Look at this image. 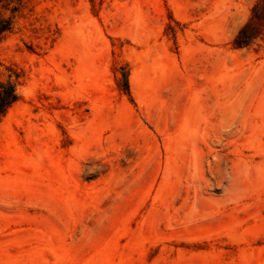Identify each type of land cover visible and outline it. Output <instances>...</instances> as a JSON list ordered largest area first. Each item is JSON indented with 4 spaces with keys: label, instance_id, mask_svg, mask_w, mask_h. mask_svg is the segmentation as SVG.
<instances>
[{
    "label": "rangeland",
    "instance_id": "374dc122",
    "mask_svg": "<svg viewBox=\"0 0 264 264\" xmlns=\"http://www.w3.org/2000/svg\"><path fill=\"white\" fill-rule=\"evenodd\" d=\"M22 2L0 264H264V0Z\"/></svg>",
    "mask_w": 264,
    "mask_h": 264
},
{
    "label": "trees",
    "instance_id": "16d2710c",
    "mask_svg": "<svg viewBox=\"0 0 264 264\" xmlns=\"http://www.w3.org/2000/svg\"><path fill=\"white\" fill-rule=\"evenodd\" d=\"M1 8L8 10L9 14L4 16L0 11V42L6 33L13 28V22L16 15L22 7V0H0ZM0 62V67H1ZM10 70V68H7ZM19 96L16 92V84L9 80H0V118L6 111L17 102Z\"/></svg>",
    "mask_w": 264,
    "mask_h": 264
}]
</instances>
